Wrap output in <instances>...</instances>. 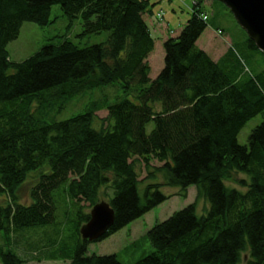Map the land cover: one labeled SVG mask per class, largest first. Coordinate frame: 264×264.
Wrapping results in <instances>:
<instances>
[{
  "label": "trees",
  "instance_id": "obj_1",
  "mask_svg": "<svg viewBox=\"0 0 264 264\" xmlns=\"http://www.w3.org/2000/svg\"><path fill=\"white\" fill-rule=\"evenodd\" d=\"M203 2L193 3L178 34L162 40L164 64L151 77L155 39L145 19L151 0H0V196L6 198L0 230L54 222V192L68 184L79 206L76 244L47 257L124 264L116 253H87L79 229L90 213L80 201L93 206L106 199L113 207L114 223L104 238L166 200L163 186H177L186 196L194 184L197 197L209 201L206 211L198 214L192 202L157 221L148 230L153 250L131 264H239L243 253L244 264H264V118L247 144L237 140L241 127L264 113V58L246 31L242 40L262 55L255 70L234 45L219 59L201 48L197 41L210 17ZM210 2L229 11L219 0ZM54 4L70 20L81 17V34L106 30V39L79 46L65 38L11 60L7 44L22 23L48 24ZM114 84L124 93L119 99L109 102L104 95L62 119L42 116L44 106ZM102 107L108 113L96 125ZM152 158L162 163L151 165ZM139 163L145 179L162 176L142 192ZM237 172L248 175L238 179L244 191L226 183ZM29 178L36 181L24 203L19 189ZM0 256L4 264L23 263L13 250L0 249Z\"/></svg>",
  "mask_w": 264,
  "mask_h": 264
},
{
  "label": "rangeland",
  "instance_id": "obj_2",
  "mask_svg": "<svg viewBox=\"0 0 264 264\" xmlns=\"http://www.w3.org/2000/svg\"><path fill=\"white\" fill-rule=\"evenodd\" d=\"M203 1L205 7L209 9L210 17L208 27L199 37L197 44L209 53L211 52L215 59H219L230 46L234 45V49H236L240 56L242 55L248 58L250 66H253L254 70L257 69V60L262 61V55L246 46V42L242 40L243 36L245 38V30L238 24L233 14H230V9L226 6L229 12L220 3L214 2L213 5H210V0ZM192 6L193 0H151L149 8H151L152 12L145 14L146 21L155 39V48L149 56L151 77H154L164 64L162 40L166 36L178 34L187 19L191 16ZM160 11L163 12L162 17L157 18V13ZM50 18L52 21L46 25H40L29 20L22 23L18 36L7 44V50L11 60H23L46 43H57L60 40L69 38L77 45L85 46L87 44L104 41L108 34L106 30L90 34H81L83 30L81 17H74L70 20L63 14L59 4L52 6ZM159 24L163 27L164 25H168L169 30L162 29ZM217 26L223 27V31L220 30L221 27L217 29ZM245 70L247 71L248 68L245 67ZM122 94L124 93L118 84L86 90L83 93L71 97L62 105L56 102L44 106L42 116L47 120L66 118L83 111L94 101L102 99L104 95H107L105 97L107 101L112 102L122 97ZM158 105L160 106V104ZM95 113L96 125H102V119L108 113L107 109L102 107L101 109H97ZM263 118L264 113H258L251 117L238 132V142L247 144L250 132ZM153 127L154 121L151 120L147 123V132H150ZM150 163L151 165H160L162 162L156 158H152ZM138 166L140 172L139 178L142 179L138 184L141 192L147 182L157 179L161 180V174H159L157 179H145L147 170L144 164L139 163ZM240 178H248V175L244 172H237L233 178L226 180V183L229 186H234L244 191L247 186H242L239 183L238 179ZM35 181L29 178L21 186L19 189V200L21 202L28 203L30 201V190ZM67 185H61L54 192L56 203V217L54 222L18 228L17 230H12L9 234L0 230V249L3 251L13 250L23 258L22 264H68L70 261L68 258L47 257V254L50 252L61 253L64 251L68 253L76 244L75 232L77 220L75 219L79 206L75 205L69 197L66 190ZM161 189L169 195L166 200L154 206L143 215L128 222L110 235L104 238L100 237L101 239L98 238L88 241L87 253H116L122 263L131 264L153 250V246L148 237V230L157 221L166 219L175 210L181 209L192 202L196 203V211L198 214L204 213L206 208L209 207V201L206 198L197 197V188L194 184L188 186L186 196L182 195L180 188L177 186H163ZM5 201L6 198L0 196V202ZM80 204L84 211L90 213L92 206H89L88 201L82 200ZM246 256V254H242L243 260L239 264H244ZM0 264H4L1 256Z\"/></svg>",
  "mask_w": 264,
  "mask_h": 264
},
{
  "label": "water",
  "instance_id": "obj_3",
  "mask_svg": "<svg viewBox=\"0 0 264 264\" xmlns=\"http://www.w3.org/2000/svg\"><path fill=\"white\" fill-rule=\"evenodd\" d=\"M232 12L238 24L247 32L264 58V0H219ZM115 212L110 203L102 199L90 210V216L80 226L82 239L92 241L103 237L112 226Z\"/></svg>",
  "mask_w": 264,
  "mask_h": 264
},
{
  "label": "crops",
  "instance_id": "obj_4",
  "mask_svg": "<svg viewBox=\"0 0 264 264\" xmlns=\"http://www.w3.org/2000/svg\"><path fill=\"white\" fill-rule=\"evenodd\" d=\"M149 12L151 13L152 12V10H151V8H150V10H149ZM146 19V18H145ZM159 20V19H158ZM160 25V27L163 29L164 28V30H166V31H168L169 30V28H168V25L166 26V25H164V27L161 25V24H159ZM150 28V27H149ZM161 29V30H162ZM175 34H173L172 36H174ZM166 37H168V36H166ZM165 37V38H166Z\"/></svg>",
  "mask_w": 264,
  "mask_h": 264
},
{
  "label": "built area",
  "instance_id": "obj_5",
  "mask_svg": "<svg viewBox=\"0 0 264 264\" xmlns=\"http://www.w3.org/2000/svg\"><path fill=\"white\" fill-rule=\"evenodd\" d=\"M196 1H198V0H193V3H195ZM162 14H163V12L160 11V12L157 13V16H158L159 18H161V17H162ZM206 17H207L206 15H203V18H206Z\"/></svg>",
  "mask_w": 264,
  "mask_h": 264
}]
</instances>
